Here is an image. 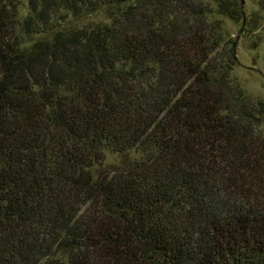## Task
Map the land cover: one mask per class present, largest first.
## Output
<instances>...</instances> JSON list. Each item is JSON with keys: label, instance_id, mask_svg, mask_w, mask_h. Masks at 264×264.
Here are the masks:
<instances>
[{"label": "trees", "instance_id": "obj_1", "mask_svg": "<svg viewBox=\"0 0 264 264\" xmlns=\"http://www.w3.org/2000/svg\"><path fill=\"white\" fill-rule=\"evenodd\" d=\"M26 1L0 0V264H264V102L210 18L240 2Z\"/></svg>", "mask_w": 264, "mask_h": 264}, {"label": "rangeland", "instance_id": "obj_2", "mask_svg": "<svg viewBox=\"0 0 264 264\" xmlns=\"http://www.w3.org/2000/svg\"><path fill=\"white\" fill-rule=\"evenodd\" d=\"M210 1V0H205ZM240 2L244 18L242 21L234 22L229 18L218 14L215 5L212 4L213 11L211 19H216L221 23L223 38L236 42L237 62L231 70L230 76L240 88L250 97L260 99L264 102V10H262L253 0H237ZM12 14L15 19H21L28 12L26 0H11ZM94 19H101L100 15ZM92 20L88 17L81 20H74L66 17L58 25L65 27L71 25H83ZM33 39L24 36L23 45H29ZM260 131L264 134V124L260 126ZM137 154L131 151L127 154L106 153L104 165L113 168L128 162Z\"/></svg>", "mask_w": 264, "mask_h": 264}]
</instances>
